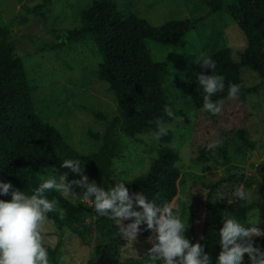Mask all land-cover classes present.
Masks as SVG:
<instances>
[{
    "label": "trees",
    "instance_id": "16d2710c",
    "mask_svg": "<svg viewBox=\"0 0 264 264\" xmlns=\"http://www.w3.org/2000/svg\"><path fill=\"white\" fill-rule=\"evenodd\" d=\"M201 1L206 5L208 14L226 12L246 39L238 61L232 59L231 51L226 46L213 49L207 55L216 63L215 73L224 77L223 91L217 92L211 99L219 105L232 99L228 96L229 86L238 84L240 91L236 98L242 101L247 93H254L260 86H264V0ZM19 2L30 15L41 20L47 18L53 4V0H41L32 6L21 0ZM78 18V25L51 30L53 41L50 48L91 40L100 54L95 77L109 84L117 102V114L112 117H107L102 111L93 112L96 117L104 120L105 130L102 134L89 130L92 137L101 140V145L97 150L85 154L74 149L54 125L38 117L23 61L9 39L10 28L0 25V182H11L14 188L27 195L32 194L43 181L40 172L74 158L82 160L90 181L95 180L98 186L108 189L103 183V177L119 154L117 131L120 130L131 138L149 130L157 133V118L164 124L172 121L164 112L166 106L171 107L176 116L174 99L164 87L170 75L168 64L154 59L144 40L150 39L160 44L173 43L205 16L171 19L160 26H154L145 18L120 9L109 0H93L78 13ZM242 67L252 69L259 77V82L252 86L245 85L240 75ZM200 72L211 74L210 69L201 68L196 63L185 73V88L201 116L208 117L216 128L211 134L213 139L210 142L193 135L192 156L202 162L211 160L220 166L227 165V172L214 181H206L202 175L192 174L189 186V221L193 234L191 243L203 244L204 251L211 257V264H217L221 251L219 230L226 214L245 221L247 213L258 208V227L264 230V197L249 204L234 196L241 184L248 189L253 185V180L244 171L230 164L229 139L235 135L243 145L251 148L254 147V141L250 139L249 129L246 127L229 128L220 113L213 115L204 110L205 93L197 80ZM172 138L173 131L168 128L167 134L158 138L160 145L155 157L151 159L148 171L125 184L132 192L141 191L149 199L158 196L157 204H170L178 193L181 172L177 163L180 156L170 144ZM212 143L216 147L208 149V145ZM10 198V194L0 195L3 200ZM48 198H55L59 207L66 211L63 220L56 211L47 214L61 237L53 246H45L53 263L58 264V254L63 247L62 236L68 230L76 231L77 222L84 214L94 217L92 224L99 239L96 255L104 247L105 244L100 246L103 241H112L110 249L118 252L122 240L115 220L98 218L90 204L80 200L74 202L55 190L48 193ZM139 227L142 236L153 235L146 224L142 223ZM80 229L84 241L89 243L90 226L81 224ZM253 241L254 246L264 250V236L253 237ZM143 259L144 257H138L133 261L143 264ZM244 264H251L248 256L244 257Z\"/></svg>",
    "mask_w": 264,
    "mask_h": 264
},
{
    "label": "rangeland",
    "instance_id": "374dc122",
    "mask_svg": "<svg viewBox=\"0 0 264 264\" xmlns=\"http://www.w3.org/2000/svg\"><path fill=\"white\" fill-rule=\"evenodd\" d=\"M21 1L32 6L41 0ZM92 1L53 0L51 12L45 20H41L30 15L19 0H0V25L10 28L9 39L14 43L15 50L23 61L38 117L54 125L64 139L82 154L95 151L101 145V140L92 137L89 130L99 134L105 130L104 120L96 117L93 112L102 111L107 117L117 114L116 98L109 84L95 77L100 54L91 40L61 48H50V44L53 41L51 30L78 25V13ZM109 1L120 9L145 18L154 26H160L171 19L205 16L200 23L173 43L160 44L150 39L144 40L152 57L168 64L170 75L164 87L167 94L174 99L176 116L182 118L180 122L172 120L165 124L173 131L170 144L180 156L177 163L181 172L178 193L170 204L174 211L179 209L182 220H187L189 226L185 235L191 242L193 234L189 221V186L192 174L202 175L206 181H214L226 174L227 165L220 166L211 160L202 162L192 156L193 135L210 142L216 126L208 117H202L191 102L185 88V73L196 64V59L207 56L213 49L222 46L228 47L232 59L238 61L239 53L246 45L245 36L226 12L208 14L207 7L201 0ZM240 75L247 86L259 82L257 74L248 67H242ZM221 105L220 114L226 120V126L246 127L249 129L250 139L254 141V147L251 148L232 135L229 139L228 154L230 164L244 171L253 180V202H256L259 197H264V86H260L254 93H247L242 101L232 98L221 102ZM117 134L119 154L113 159L111 169L103 177V183L108 188L114 187L118 179L131 180L124 181L126 184L146 173L160 145L156 132L152 130L138 134L136 138L126 136L120 130ZM61 165L44 169L39 173L40 177L45 180L54 174L59 179L60 174L67 173V180L80 179L79 174ZM84 174L87 175L85 168ZM70 191L72 192L62 194L74 202L80 200L90 204L80 195L82 190L79 186L73 185ZM255 209L247 213L245 221L229 214H226V218H236L248 226L249 214L253 217L257 214ZM93 219V216L84 214L77 222L76 231L68 230L64 233L58 264H131L128 260L136 257H144L145 264H150L147 254L151 247L148 242L150 236H142L140 232L133 242L121 237L119 250L114 257L111 254L115 250L110 249L109 245L113 242L103 241L100 246L105 245L97 256L96 246L99 239L92 224ZM124 223L127 224V221ZM81 224L91 228L89 243L84 241ZM43 235L44 246H53L61 238L55 224L49 219L44 226ZM244 257H247V254ZM50 262L55 264L51 258ZM157 264H162V261Z\"/></svg>",
    "mask_w": 264,
    "mask_h": 264
},
{
    "label": "clouds",
    "instance_id": "9594fccd",
    "mask_svg": "<svg viewBox=\"0 0 264 264\" xmlns=\"http://www.w3.org/2000/svg\"><path fill=\"white\" fill-rule=\"evenodd\" d=\"M195 63L211 70V74L198 73L197 80L205 93L204 110L218 115L222 105L213 102L211 97L223 91L224 77L215 73L216 63L210 57H201ZM239 91L240 85L231 84L228 96L234 99ZM164 112L175 122L182 120L175 116L171 107L166 106ZM155 124L158 129L157 138L167 134L168 126L160 118L156 119ZM215 147L214 143L208 145V149ZM83 164L78 158L62 161L61 166L79 174L80 179L67 180V173L60 174L57 179L53 174L43 180L30 195L14 188L11 182H0V195L11 196L9 200L0 199V264H51L43 235L47 214L56 211L63 220L66 211L59 207L55 198L49 199L48 193L55 190L67 194L72 192L70 189L73 185L79 186L82 190L80 195L90 202L98 218L107 217L117 221L119 235L123 239L135 241L141 231L139 226L146 224L147 229L153 233L148 237L151 244L147 250L150 264L161 261L162 264H211V257L204 251V245L191 243L185 237L189 225L187 220L181 219L178 208L174 211L169 203L157 204L158 196L149 199L141 191L132 192L124 183L131 180L118 179L114 187L105 190L95 180H89L84 174ZM253 193V187L246 189L241 184L234 196L252 204ZM255 210L257 214L254 217L249 214L248 226L236 218L224 220L219 230L221 251L217 264H244L245 254L251 264H264V250L254 246L253 241V237L264 236V230L257 226L260 223L259 209ZM128 220L131 222L125 224L124 221Z\"/></svg>",
    "mask_w": 264,
    "mask_h": 264
},
{
    "label": "flooded vegetation",
    "instance_id": "af4514ba",
    "mask_svg": "<svg viewBox=\"0 0 264 264\" xmlns=\"http://www.w3.org/2000/svg\"><path fill=\"white\" fill-rule=\"evenodd\" d=\"M101 254V251H100V253L97 255V256H99ZM116 255V252H115V254H114V252H112V254H111V256H115ZM138 257H136V258H130L128 261L129 262H131V264H136L137 262H135V261H133V259H137ZM143 264H145V262L143 261Z\"/></svg>",
    "mask_w": 264,
    "mask_h": 264
}]
</instances>
